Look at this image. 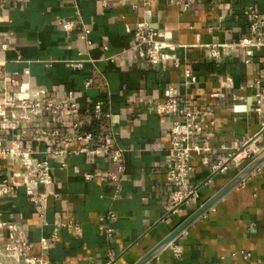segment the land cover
Segmentation results:
<instances>
[{
    "label": "crops",
    "instance_id": "1",
    "mask_svg": "<svg viewBox=\"0 0 264 264\" xmlns=\"http://www.w3.org/2000/svg\"><path fill=\"white\" fill-rule=\"evenodd\" d=\"M186 2L0 0V46L7 47L0 49V111L10 118L11 105L21 108L35 90H45L48 99L72 93L77 100L71 115L63 110L40 113L33 121L10 118L14 128L0 129L2 148L30 149L52 168L45 208L28 196L42 188L22 182L0 199V223H17L32 244L31 256L50 264H137L237 176L234 156L252 142L264 152V115L255 112L264 86L252 87L264 79V47L247 63L238 46L249 36L248 8L264 16V0H193L188 8ZM65 23L73 29L65 31ZM139 24L178 46L171 54L178 68L172 60L152 65L130 50L128 29ZM84 30L91 45L81 40ZM213 49L218 57L211 56ZM169 89L200 114L211 138L210 150L197 157L188 178L197 196L177 213L167 181L172 118L155 109ZM88 134L92 149L111 139L112 149L122 150V173L110 157L81 152L77 137ZM68 137V152L56 155ZM194 141L201 144L202 136ZM218 164L229 166L214 171ZM19 170L0 157V182ZM70 222L81 230L59 228ZM0 235V244L10 241L8 230L0 229ZM243 251L251 254L248 260ZM148 263L264 264V163Z\"/></svg>",
    "mask_w": 264,
    "mask_h": 264
},
{
    "label": "built area",
    "instance_id": "2",
    "mask_svg": "<svg viewBox=\"0 0 264 264\" xmlns=\"http://www.w3.org/2000/svg\"><path fill=\"white\" fill-rule=\"evenodd\" d=\"M9 1L20 4L28 2V0ZM186 1L185 7L188 8L193 0ZM247 13L249 18V36L243 38L238 46L245 50L248 57L247 63H250L251 57L254 55L255 51L264 47V16L258 8L254 6H250ZM63 28L65 31H71L73 25L71 23H65L63 24ZM128 30L132 33L133 37L130 50L135 52L139 57L147 59L152 65H165L168 61L172 60L176 68L180 66L177 58L171 56V54L178 49V46L168 43L158 30L151 29L146 24H139L134 30ZM81 40L87 45H91L90 31L84 30L81 35ZM221 47L227 48L228 46L222 45ZM6 48V45L0 46L2 50H6ZM211 56L218 57L219 51L213 49L211 51ZM186 75L191 78L192 82H195V78L191 76L190 70H186ZM263 86L264 79H257L252 85V87ZM256 99L255 112L260 116L264 115V92L257 94ZM102 106V103H98L95 107V115L98 117L102 115ZM76 107L77 100L72 93L66 94L59 100H54L47 98L45 90H35L29 94L27 100H22L21 108L18 109L13 104L11 105L10 118L22 121H33L40 113H58L63 110H67L68 114L71 115ZM155 109L157 114L167 115L172 118L169 131L172 159L168 164L167 181L174 187L172 206L173 212L177 213L182 205L189 203L197 196L198 191L195 188H190L188 178L193 171V163L197 157L203 152L210 150L211 138L209 135L205 134V125L200 114L198 112H193L187 106H183L176 91L172 89L167 90L165 93V101L158 103ZM107 117L110 118L111 116L107 115ZM10 118L6 112L0 111V129L10 130L14 128L11 127ZM37 133L45 134L40 129L37 130ZM57 134V131L52 133L53 136ZM199 136H202L201 144L194 141ZM92 139L91 134L79 135L77 137V140L83 144L81 152L91 157H110L111 160L118 165V173H122V150L112 149L111 139H106L101 146L92 149L89 146ZM71 144L72 138H65L63 140L64 149L55 151V154L63 156L68 152ZM261 151V147L256 142H252L248 144L241 153L234 156L232 162L239 166L247 157L251 156L252 153ZM0 157L9 160L20 168L18 172L11 175L9 180L0 182V199L10 196L19 182H22L29 187L42 188L41 192L29 191L28 196L32 203L41 205L45 208L50 196V188L53 184L52 168L48 160L38 158L30 149H4L2 148L1 141ZM228 166L229 164H218L213 167V170L224 171L228 169ZM87 177L91 178V176ZM118 177V175H115L113 179L117 180ZM55 196L58 197V193H56ZM108 218L114 220L115 216L110 215L107 219ZM101 220L104 221L105 218H101ZM59 228L72 229L74 231L81 230L79 226L72 222L62 223L59 225ZM0 229H6L11 234L8 243L4 245L0 244V264H7L9 260L19 264H50L49 261L43 257H33L29 254V251L32 249V244L28 241L25 232L19 228L17 223H0ZM41 243L47 246V241L45 239H43ZM174 254L180 257L182 250L175 247ZM241 256L244 260H248L251 254L243 251L241 252ZM221 259L223 260L224 258Z\"/></svg>",
    "mask_w": 264,
    "mask_h": 264
},
{
    "label": "water",
    "instance_id": "3",
    "mask_svg": "<svg viewBox=\"0 0 264 264\" xmlns=\"http://www.w3.org/2000/svg\"><path fill=\"white\" fill-rule=\"evenodd\" d=\"M264 163V152L258 157H250L241 166L240 172L237 176L221 191H219L213 198H211L206 204H204L199 210H197L190 218H188L177 230H175L170 236H168L158 247L146 255L137 264H147L161 249L170 244L176 237L179 236L184 230H186L192 223L203 216L209 209H211L219 200H221L229 191L244 181L253 171H255L260 165Z\"/></svg>",
    "mask_w": 264,
    "mask_h": 264
},
{
    "label": "rangeland",
    "instance_id": "4",
    "mask_svg": "<svg viewBox=\"0 0 264 264\" xmlns=\"http://www.w3.org/2000/svg\"><path fill=\"white\" fill-rule=\"evenodd\" d=\"M262 152H263V151L258 152V153H252L251 156L247 157V158H246V159L240 164V166H241V165H242L247 159H249L250 157L256 158V157H258Z\"/></svg>",
    "mask_w": 264,
    "mask_h": 264
},
{
    "label": "bare ground",
    "instance_id": "5",
    "mask_svg": "<svg viewBox=\"0 0 264 264\" xmlns=\"http://www.w3.org/2000/svg\"><path fill=\"white\" fill-rule=\"evenodd\" d=\"M253 148H255V147H253Z\"/></svg>",
    "mask_w": 264,
    "mask_h": 264
}]
</instances>
